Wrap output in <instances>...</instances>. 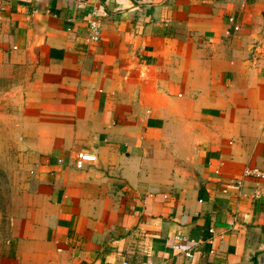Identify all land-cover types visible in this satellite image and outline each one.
Wrapping results in <instances>:
<instances>
[{"label":"crops","instance_id":"0c3cea01","mask_svg":"<svg viewBox=\"0 0 264 264\" xmlns=\"http://www.w3.org/2000/svg\"><path fill=\"white\" fill-rule=\"evenodd\" d=\"M0 80L28 162L0 264H264V0H0Z\"/></svg>","mask_w":264,"mask_h":264},{"label":"rangeland","instance_id":"374dc122","mask_svg":"<svg viewBox=\"0 0 264 264\" xmlns=\"http://www.w3.org/2000/svg\"><path fill=\"white\" fill-rule=\"evenodd\" d=\"M11 84L14 83L0 80V112L3 109L10 111L12 106H16L15 97L11 96L8 101L3 98ZM11 124L3 120L0 113V251L3 241L10 234L13 220L21 213L26 200L28 162Z\"/></svg>","mask_w":264,"mask_h":264},{"label":"built area","instance_id":"2783aa9c","mask_svg":"<svg viewBox=\"0 0 264 264\" xmlns=\"http://www.w3.org/2000/svg\"><path fill=\"white\" fill-rule=\"evenodd\" d=\"M85 28H86V40L87 41H96L99 37V29H100V22L96 17H89L85 21ZM57 162H60V159H56ZM84 163V154L82 152H76L73 158V166L77 169L83 167ZM37 166V165H34ZM243 174L247 176H251L255 179H260L263 181V190L262 193H264V170L257 169V168H244ZM257 194V193H256ZM210 233L212 232L211 229H209ZM174 238L177 241H180L181 238L179 236H174ZM179 248V245H178ZM180 253L183 257H189L191 256V252L189 249H180ZM120 264H127L125 261H122ZM146 264H152L151 262H147Z\"/></svg>","mask_w":264,"mask_h":264}]
</instances>
